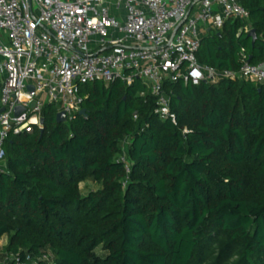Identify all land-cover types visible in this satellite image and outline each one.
<instances>
[{
    "label": "trees",
    "instance_id": "obj_1",
    "mask_svg": "<svg viewBox=\"0 0 264 264\" xmlns=\"http://www.w3.org/2000/svg\"><path fill=\"white\" fill-rule=\"evenodd\" d=\"M239 3L249 20L207 33L202 66L238 71L242 49L264 62V0ZM164 90L178 126L141 80H117L82 88L87 116L58 124L47 105L43 132L11 136L0 252L26 264H264V85ZM88 182L98 189L84 194Z\"/></svg>",
    "mask_w": 264,
    "mask_h": 264
},
{
    "label": "built area",
    "instance_id": "obj_2",
    "mask_svg": "<svg viewBox=\"0 0 264 264\" xmlns=\"http://www.w3.org/2000/svg\"><path fill=\"white\" fill-rule=\"evenodd\" d=\"M249 18L239 0H0V172L10 137L43 132L47 105L71 121L88 84L139 79L157 99V116L175 126L166 83L264 85V62L252 64L244 49L238 71L204 67L197 58L207 33ZM11 262L26 264L0 255V264ZM42 262L53 264L47 255Z\"/></svg>",
    "mask_w": 264,
    "mask_h": 264
},
{
    "label": "water",
    "instance_id": "obj_3",
    "mask_svg": "<svg viewBox=\"0 0 264 264\" xmlns=\"http://www.w3.org/2000/svg\"><path fill=\"white\" fill-rule=\"evenodd\" d=\"M190 14V13H189ZM189 14L186 16V18H188ZM182 25V24H181ZM181 25H179L176 29V31L174 32V35L177 33V31L180 29ZM249 36L253 39V44L255 43V39H256V33L255 31H251ZM31 91L32 88H29ZM3 112V110L1 111ZM22 112H24V109L23 108H18L16 110V115L19 116ZM80 115L81 116H87V111L86 110H82L80 112ZM56 120H57V123L58 124H64L66 123V117H65V114L64 113H61V114H58L57 117H56ZM42 123L44 124V120L42 121Z\"/></svg>",
    "mask_w": 264,
    "mask_h": 264
},
{
    "label": "rangeland",
    "instance_id": "obj_4",
    "mask_svg": "<svg viewBox=\"0 0 264 264\" xmlns=\"http://www.w3.org/2000/svg\"><path fill=\"white\" fill-rule=\"evenodd\" d=\"M81 189H82V192H83L84 194H88V193L91 192V191H95V190H97V189H98V186L94 185V184L91 183V182H88V183H86V184H82V185H81ZM6 243H7V238H3V239H1V240H0V247L6 245ZM0 254H1L2 257L4 258V260H6V256H5V254H3L2 252H0Z\"/></svg>",
    "mask_w": 264,
    "mask_h": 264
}]
</instances>
